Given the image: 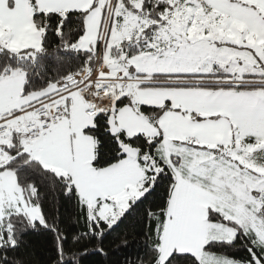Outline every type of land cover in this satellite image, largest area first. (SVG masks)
I'll use <instances>...</instances> for the list:
<instances>
[{"label": "snow or ice", "instance_id": "obj_1", "mask_svg": "<svg viewBox=\"0 0 264 264\" xmlns=\"http://www.w3.org/2000/svg\"><path fill=\"white\" fill-rule=\"evenodd\" d=\"M90 258L264 264V0H0V264Z\"/></svg>", "mask_w": 264, "mask_h": 264}, {"label": "trees", "instance_id": "obj_2", "mask_svg": "<svg viewBox=\"0 0 264 264\" xmlns=\"http://www.w3.org/2000/svg\"><path fill=\"white\" fill-rule=\"evenodd\" d=\"M35 239L38 240V238H35ZM91 259H92V258H90V260H89L88 262H86V264H91Z\"/></svg>", "mask_w": 264, "mask_h": 264}]
</instances>
